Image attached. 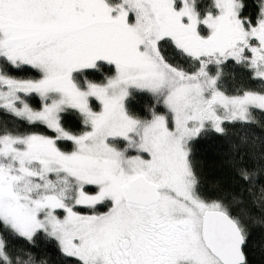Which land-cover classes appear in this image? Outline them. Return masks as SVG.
Listing matches in <instances>:
<instances>
[{
  "label": "snow or ice",
  "instance_id": "obj_1",
  "mask_svg": "<svg viewBox=\"0 0 264 264\" xmlns=\"http://www.w3.org/2000/svg\"><path fill=\"white\" fill-rule=\"evenodd\" d=\"M0 113V264H250L264 140L195 146L264 130V0H0Z\"/></svg>",
  "mask_w": 264,
  "mask_h": 264
},
{
  "label": "trees",
  "instance_id": "obj_2",
  "mask_svg": "<svg viewBox=\"0 0 264 264\" xmlns=\"http://www.w3.org/2000/svg\"><path fill=\"white\" fill-rule=\"evenodd\" d=\"M231 83V82H230ZM259 87V85H254ZM152 103V99L148 94H141L136 98L133 104L134 111L137 114L144 115L147 111V107ZM261 124H264V120H261L259 115L257 116ZM13 118L8 115L0 113V125L8 124L11 126ZM22 127H26L23 125ZM256 133L264 140V130L259 125H253L249 127L234 128L228 139L212 136L210 138L201 140L195 146L196 160L199 167L209 183L220 182L222 186L228 187L232 181V172L228 165V159L230 155L229 141L241 144V138L247 137L248 144L242 145L243 149L250 148L252 145L253 134ZM18 245H25L24 241H18ZM40 255L48 253L51 258V264H56L57 256L54 248L51 245H46L43 241L38 242V247L30 249ZM249 260L250 264H264V227L256 225L252 229V236L249 247Z\"/></svg>",
  "mask_w": 264,
  "mask_h": 264
}]
</instances>
